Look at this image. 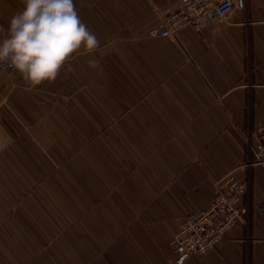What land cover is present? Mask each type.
<instances>
[{"label": "crops", "instance_id": "0c3cea01", "mask_svg": "<svg viewBox=\"0 0 264 264\" xmlns=\"http://www.w3.org/2000/svg\"><path fill=\"white\" fill-rule=\"evenodd\" d=\"M180 3L74 0L97 49L31 88L0 70V264H174L171 240L220 179L250 171L245 202L264 204V165L246 167L264 117V0L160 37ZM22 8L0 0V36ZM185 264H264V215Z\"/></svg>", "mask_w": 264, "mask_h": 264}, {"label": "built area", "instance_id": "2783aa9c", "mask_svg": "<svg viewBox=\"0 0 264 264\" xmlns=\"http://www.w3.org/2000/svg\"><path fill=\"white\" fill-rule=\"evenodd\" d=\"M238 0H181L162 11L157 34L163 38H177L184 28L196 33L209 27L214 20L227 21L236 11ZM6 62H0V70L9 71ZM249 160L247 169L264 165V117L247 132ZM251 190V175L243 178L233 172L220 179L214 190V198L208 207L187 215L171 240L174 264H185L193 256H203L215 250L227 234L239 224H248L255 209L264 215V204L252 207L245 202Z\"/></svg>", "mask_w": 264, "mask_h": 264}, {"label": "clouds", "instance_id": "9594fccd", "mask_svg": "<svg viewBox=\"0 0 264 264\" xmlns=\"http://www.w3.org/2000/svg\"><path fill=\"white\" fill-rule=\"evenodd\" d=\"M98 44L79 18L74 0H23L22 10L9 20L7 34L0 36V62L31 88L54 81L67 60L81 50L91 53Z\"/></svg>", "mask_w": 264, "mask_h": 264}, {"label": "rangeland", "instance_id": "374dc122", "mask_svg": "<svg viewBox=\"0 0 264 264\" xmlns=\"http://www.w3.org/2000/svg\"><path fill=\"white\" fill-rule=\"evenodd\" d=\"M43 83H45V82H43ZM42 83V84H43ZM41 85V84H40ZM44 182V179H40V186L42 185V183Z\"/></svg>", "mask_w": 264, "mask_h": 264}]
</instances>
